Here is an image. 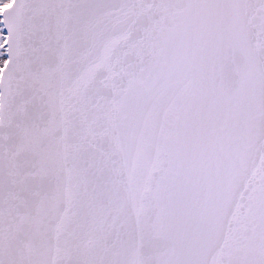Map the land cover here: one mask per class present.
I'll use <instances>...</instances> for the list:
<instances>
[{
  "label": "snow or ice",
  "instance_id": "6c2138e0",
  "mask_svg": "<svg viewBox=\"0 0 264 264\" xmlns=\"http://www.w3.org/2000/svg\"><path fill=\"white\" fill-rule=\"evenodd\" d=\"M0 264H264V0H0Z\"/></svg>",
  "mask_w": 264,
  "mask_h": 264
}]
</instances>
